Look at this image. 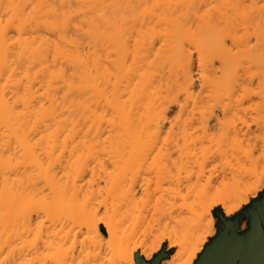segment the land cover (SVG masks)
Masks as SVG:
<instances>
[{
    "label": "bare ground",
    "instance_id": "6f19581e",
    "mask_svg": "<svg viewBox=\"0 0 264 264\" xmlns=\"http://www.w3.org/2000/svg\"><path fill=\"white\" fill-rule=\"evenodd\" d=\"M248 112L253 126L229 120ZM138 145L170 162L186 210L142 242L122 227ZM230 147L250 168L214 170ZM251 177L264 179V0H0V264H139L166 240L161 264H195L212 208L237 211Z\"/></svg>",
    "mask_w": 264,
    "mask_h": 264
},
{
    "label": "rangeland",
    "instance_id": "374dc122",
    "mask_svg": "<svg viewBox=\"0 0 264 264\" xmlns=\"http://www.w3.org/2000/svg\"><path fill=\"white\" fill-rule=\"evenodd\" d=\"M171 117L172 119H175L177 117V111L175 108L174 110H172ZM254 118H255V114L252 112H248L247 114L241 113V114H238L237 116H230L229 120L234 121L236 125L238 126L242 125V123L253 126ZM228 131L229 129L217 131L215 135L216 137L221 138L226 133L228 134L229 133ZM200 136L201 135L199 133L194 134V137H200ZM205 145H207V143H205ZM146 149H147L146 145H138L136 148H134V151H135L134 152V162L135 163H134V167L132 169L131 174L128 175V179L126 183H127L128 189L134 190V192H136V195H135L134 201H132L131 204L127 205L123 209L124 211L127 212V214L130 215V219L122 227L123 228L127 227L129 232L133 231L134 240L137 242H142L143 240H146V241L152 240L154 236L159 232V229L161 228L162 225H165V224L173 225L174 224L173 217L181 218L182 216H184V212L186 211L185 209L180 208V205H182V202H183L182 199L171 200L170 198L169 191H170L171 186H170V182L168 181L169 180L168 173L171 169L170 162L163 157L153 158V156L148 158L145 162L142 158H143V154L146 151ZM245 150L240 149L238 147L228 148V151L226 152L227 155L222 156L220 159L218 158L216 161H214L213 163V167H215L214 170L216 171L222 170L223 168H228L230 165H233L238 169H242L244 168V166H246L247 168H250V160L246 156V153L244 152ZM198 157H200V154H198L197 156H194L192 161H195ZM192 165L196 166L197 163L192 162ZM189 166H190V163H189ZM189 171H190V167H189ZM7 176L8 174L6 176L4 175V178ZM205 183L206 181L201 182V184H205ZM261 184L262 186H260ZM249 185H250L251 190L247 194L241 195L243 201L239 204V209L235 211L233 214H231L230 216H233L236 213H238L241 209L249 205L253 199L257 198L262 192H264V179L262 181H258L256 177H251L249 179ZM257 186H258V189L256 191ZM165 201H167V205H166L167 215L162 216L160 213V207L162 206L161 205L162 202L164 203ZM170 203H172V205ZM210 203L211 201L207 202L204 206V209H208L210 207ZM216 210H221L223 213L224 211H223V207L221 204L215 205L212 208V213L214 214L216 218V234H217L218 218L215 215ZM102 217H103V211L100 212V214L97 216V219H100ZM118 218H119V215L116 216V219ZM158 221L160 222V224ZM243 224L245 225V227L243 229L241 228V230H244L245 228L248 227L247 221H244ZM99 228L100 229L102 228L101 232L103 234H107V229L103 223L99 224ZM9 232L10 231L8 230V234ZM211 238L212 237L208 238L207 243L210 241ZM79 239L81 240L82 237ZM79 241L74 244L71 243L73 245H70V247L68 246L69 247L68 251H71L73 249L77 251V252H74L75 250L72 251L75 253V256H78L76 253H78V248H80V246L82 245V243H79ZM168 243H169L168 240H166L163 242V245H162V248L163 246H166V250L171 252L170 255L166 258H169L176 250V248H168ZM67 244L65 246H67ZM22 245L23 244H21V246ZM75 245H77L76 248H74ZM17 246L19 247L20 245L18 244ZM21 246L19 248L22 249L23 246L22 247ZM24 246L26 247V245ZM25 247L23 248L24 251H19L20 249L18 250L16 249L15 250L16 252L13 254L15 255L19 251L21 253L19 256L17 253V256L19 258L23 257L24 255L22 254H24V252L28 250V249L26 250ZM65 251H67V248ZM74 253H69V255L70 256L74 255ZM7 254H8V257L11 255L13 256V254L10 255V252ZM61 254L62 255L64 254V256L66 257L67 253L65 254V252L64 253L61 252ZM61 254L60 256H62ZM60 256H58V258H60ZM68 256L66 257V260L70 261L69 260L70 258ZM23 259L26 261L27 258L26 259L23 258ZM23 259L21 260L23 261ZM19 260H18V263H20ZM10 261L11 260H9L8 262ZM10 263L13 264L12 262ZM10 263H7V264H10Z\"/></svg>",
    "mask_w": 264,
    "mask_h": 264
},
{
    "label": "water",
    "instance_id": "95a60500",
    "mask_svg": "<svg viewBox=\"0 0 264 264\" xmlns=\"http://www.w3.org/2000/svg\"><path fill=\"white\" fill-rule=\"evenodd\" d=\"M218 232L206 244L195 264H264V192L233 216L216 210ZM247 221L248 227L241 230ZM166 246L147 261L139 264H161L170 255Z\"/></svg>",
    "mask_w": 264,
    "mask_h": 264
}]
</instances>
